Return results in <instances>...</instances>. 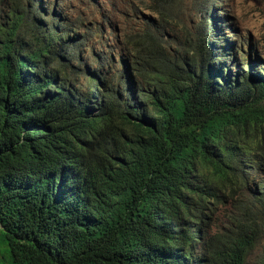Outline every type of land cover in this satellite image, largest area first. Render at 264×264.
Wrapping results in <instances>:
<instances>
[{"label":"trees","instance_id":"1","mask_svg":"<svg viewBox=\"0 0 264 264\" xmlns=\"http://www.w3.org/2000/svg\"><path fill=\"white\" fill-rule=\"evenodd\" d=\"M60 2L0 0V264H248L264 244V55L215 11L181 45L161 14L136 49L101 34L88 50ZM229 183L252 206L211 235Z\"/></svg>","mask_w":264,"mask_h":264},{"label":"rangeland","instance_id":"2","mask_svg":"<svg viewBox=\"0 0 264 264\" xmlns=\"http://www.w3.org/2000/svg\"><path fill=\"white\" fill-rule=\"evenodd\" d=\"M60 1V8L64 13L62 19L69 25L67 30L72 37L79 36L81 41L88 39L85 43L88 50L100 43L98 39L101 34L107 36L106 40L113 46L121 47L123 43L131 42L136 49L139 35L161 27V14L170 16L166 26L168 37L181 45L184 30H194L202 21L199 14L207 13L211 18L215 11L218 17L225 18L224 23H219L224 28V37L246 52L264 55V0H209L211 5L208 7L204 6L207 0H176V9L174 11L172 8L171 13L165 11L157 0ZM55 25L62 28V22ZM165 35L167 36L166 30ZM217 38L219 37L212 42L216 43ZM68 41L69 39L65 40L64 46L73 48ZM222 42L224 46L225 43L223 40ZM88 50L83 51L87 53L85 57L88 59L83 62L91 60ZM91 63L97 64L92 60ZM251 206L252 202L238 185L227 184L222 188L220 203L214 207L211 216V235L225 232ZM263 252L264 244L256 249L255 255L249 257L248 264Z\"/></svg>","mask_w":264,"mask_h":264}]
</instances>
